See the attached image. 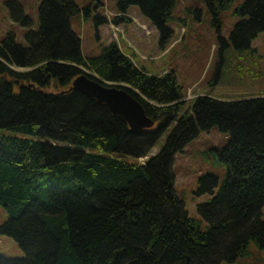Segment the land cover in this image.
Instances as JSON below:
<instances>
[{"label":"trees","instance_id":"1","mask_svg":"<svg viewBox=\"0 0 264 264\" xmlns=\"http://www.w3.org/2000/svg\"><path fill=\"white\" fill-rule=\"evenodd\" d=\"M205 1L219 28L234 0ZM175 3L117 0V8L139 7L165 47ZM79 12L74 0H42L40 29L26 33L29 45L16 43L13 33L0 40V205L9 213L0 233L26 253L0 264H225L246 254L251 240L264 246V97H203L183 111L174 71L150 76L116 42L86 57L71 25ZM237 12L246 17L232 40L250 47L264 34V0H246ZM82 67L104 85L125 88L157 127L132 132L107 104L70 90ZM214 127L231 134L218 151L228 178L199 205L208 222L203 230L176 193L173 160ZM168 130L160 153L140 162Z\"/></svg>","mask_w":264,"mask_h":264},{"label":"rangeland","instance_id":"2","mask_svg":"<svg viewBox=\"0 0 264 264\" xmlns=\"http://www.w3.org/2000/svg\"><path fill=\"white\" fill-rule=\"evenodd\" d=\"M74 1L80 7V12L72 18L71 25L81 38L84 55H101L109 43L116 41L123 47V52L125 50L128 56L133 57L136 65L152 75L160 76L167 70L175 71L184 92L181 101L183 111H189L203 97L227 102L264 97V34L260 33L250 47H237L232 40L236 25L246 17L237 12L246 0H234L227 10L221 12L222 24L219 28L213 25L212 13L205 0H176L172 18L168 22L174 34L165 52L160 49V32L150 21L146 20V23L142 16L139 17V7L130 8L131 16L138 17L142 24L151 27L152 33L135 21L124 24V31L114 38L113 29L107 23L98 25L95 18L97 14L106 18L107 11L118 10L117 0ZM41 2L0 0V40L13 33L16 43L29 45L26 33L30 29H40ZM25 15L32 20L29 26L23 24ZM10 66L18 71L28 70ZM169 133L170 130L161 137L149 157L160 153ZM230 140L231 134L222 132L219 127L201 131L174 158L173 175L177 195L203 230H207L208 222L199 213V205L211 202L228 178V165L218 151L225 149ZM213 177L218 179L217 185ZM8 219V211L0 205V227ZM25 256L18 242L0 233V258L18 259ZM225 264H264V246L251 240L246 254L233 263Z\"/></svg>","mask_w":264,"mask_h":264},{"label":"water","instance_id":"3","mask_svg":"<svg viewBox=\"0 0 264 264\" xmlns=\"http://www.w3.org/2000/svg\"><path fill=\"white\" fill-rule=\"evenodd\" d=\"M97 80L101 79H93L83 73L73 81L71 89L106 103L112 113L127 120L133 132L153 127L155 121L147 116L143 104L131 93L125 88L106 86Z\"/></svg>","mask_w":264,"mask_h":264}]
</instances>
